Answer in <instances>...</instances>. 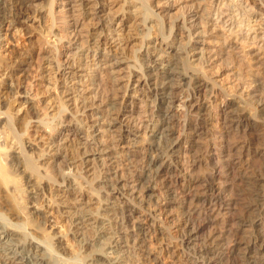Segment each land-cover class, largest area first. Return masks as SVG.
Masks as SVG:
<instances>
[{"label": "rangeland", "instance_id": "1", "mask_svg": "<svg viewBox=\"0 0 264 264\" xmlns=\"http://www.w3.org/2000/svg\"><path fill=\"white\" fill-rule=\"evenodd\" d=\"M6 1L11 2V0ZM46 1L31 0L27 10L25 9L26 15L19 22L14 23L9 17L0 26V57L7 59L9 66L5 68L3 64H0V95L9 101L8 105L6 100L9 108L12 109L10 111L14 113L13 116L15 114H22L23 117L27 115L26 128L29 130H26L24 135L27 136L29 133L32 136L31 141L34 140L36 151L31 154L27 153L15 144V139H12L8 132H4L2 127H0V144L1 146L5 145L6 150L11 153L33 156L34 159L42 154L43 158L49 160L51 167H64V169L60 168L63 170L64 174L62 175L65 178L75 180L77 177L78 181L74 183V187L69 189H66L64 183L63 186L56 185L59 189L54 186L53 192L42 193L38 201H32L26 192L30 187L26 184L25 178L14 175V178L19 181L20 190L18 191L17 185L13 184L6 188V193L10 196L8 195L6 200L0 199V201L3 200L0 202V204L2 203L0 205L1 217L5 218L6 216L5 214L3 216V213H5L4 209H6L8 200L12 204L18 202L25 207L22 208L23 210L21 209V219L34 218V214L31 212L38 209L37 211L44 215V219L47 216L51 220L53 226L42 224L44 229H41L49 236L61 234L68 218H83L76 220L71 225L72 229L68 232V238L73 236L72 230L87 231L86 236L84 238L79 236L81 233L79 232L76 242H74L75 240L68 242L66 240V256L64 254L60 256L53 241L45 242L53 245L51 248L46 244L49 249H52L50 252L53 256H60L59 259L67 256H79L80 258L88 256L80 262L89 264V260L93 256L103 254L113 264H197L190 254L191 247H194L195 243L200 242L199 240L212 230L220 234L226 232V229H231L236 216L242 214L253 218L255 210L246 209L240 201L233 199L234 208L231 211L219 210L220 213H217L216 220L212 224L207 223L199 232V239L194 240L192 244H186L182 241L181 229L184 227L181 220V217L184 216L182 211L185 215L191 213L188 214L189 218L195 217V211L193 209L191 212V209L187 208L188 204L181 196L170 197L163 184L167 183L174 189L180 185H191L187 176L173 177L171 172L174 166L170 163L173 159L181 162L179 166L184 169L185 175L192 168L195 173L209 174L219 158V153L224 151L222 146L227 147L234 141L245 140L248 137L247 132L244 131L247 128L244 129V126H235L226 137L222 135L221 128L224 124L221 119L223 112L220 110L230 97H235L240 105L245 106L249 112L246 111L247 114L253 115L258 124L255 133H260L263 140L264 106H261L260 99L264 101V20H261V18L264 19V16L250 19L247 14H244L240 19V15L251 8L250 0H149L148 6L156 5L155 13L163 18L164 32L168 31L166 36L169 35L170 25H172L170 20H174V30L169 37L163 38L162 35H156V30L160 25L153 21L155 16H151L152 18L150 17L145 22L135 17L131 19L130 15H133L131 9L134 7L125 6L127 8L124 13L119 11L109 20V25L114 30L112 33L117 32L114 34V38L109 34L107 44L103 47L106 49L96 52L91 48L86 49L85 46H81L80 41L77 38L72 39L73 34L69 33L73 22L70 20L71 13L69 11L70 9H74L73 12L75 9L77 10L78 0H69L70 3L67 0H56L53 11L54 21L52 22H49L45 8L42 7V3L44 5ZM99 1L107 7L108 14L109 11L112 12L108 4L110 0ZM195 5L205 8L210 13L205 27L207 32L200 37L197 35L198 32L204 30V24L201 22L194 25L195 22L190 17L191 10ZM245 8L246 10H244ZM38 9L40 14L38 11L36 12ZM75 13L77 14V11ZM127 17L131 19V24L138 25L139 33H134L126 28L127 32L130 30L131 36L129 41L125 42V40L120 41L116 34L120 33V29L124 30L122 24L127 20ZM247 17L250 21L245 23L248 20ZM241 20L243 22L239 25ZM150 21L152 24L154 22L153 25L156 24L157 27L151 26ZM183 22H185L184 25ZM234 23L238 24L237 27ZM49 24L53 25L52 35L61 28L65 29L64 32L68 33L66 36H69L63 37L59 41H57L58 36H54L56 47L53 43L40 44L39 42L43 34L45 35V31H48ZM183 26L186 28L183 29ZM180 44H185L188 52L187 59L192 67L199 68L201 57H203L204 70L206 69L211 81H214L217 92H220L213 98L207 88V94L209 97L211 96L212 101L208 102L209 98L205 96L204 104L206 100V106H210L212 112L207 123L209 127L207 132H195L188 127L187 104L191 96L188 95L189 90L184 85V81H174L172 93L167 99L166 104L171 116L169 123H161L159 118L154 115V96L152 95V86L149 85L146 77L149 68L147 67L148 61L143 55L144 51L151 48V51L154 48L157 49L155 58L159 59L160 54L166 55L174 48H181ZM59 45L62 48L59 63L61 66L57 73L59 79L56 80L53 76L50 77L48 72L45 71V76L42 75V72L46 70L48 62L52 59L50 56L48 58L47 50L54 47L59 52ZM122 47L126 49L124 50ZM118 59H121L123 63L118 65L116 63ZM24 63L28 68V80L20 72V67ZM108 73L116 79L117 83L113 87L111 84L108 86L104 84L108 79ZM3 80L4 83L12 85L13 91H23L22 86L31 85L32 93L39 92L38 98L42 100L40 106H50V114L47 116L44 110L39 108L37 99L35 103L29 104L23 101L24 95H18L17 98L11 97L6 91V87H2L5 86ZM53 81H57V89H53L50 94L46 95L44 89L47 84L52 86ZM256 88L259 89L257 92L260 95L253 97ZM112 96L115 97L116 107H119L121 112L119 121L113 120L114 122L111 121L106 106V101ZM59 99L64 100L68 105L63 109H65V116H68L70 120L66 119L61 122L56 126V131L51 134L49 131L46 133L43 130L45 124L40 121V118H45V121L52 123L62 120L60 116L52 118V114L58 113ZM37 113L40 118L35 116ZM111 116L113 118V115ZM162 127L163 129L168 127L167 129L170 130L165 137L161 135ZM152 139L156 140L157 146L147 149V145ZM262 140L259 139L260 142H263ZM208 143L212 144L211 154L204 156L202 161L195 165L194 160L200 153V149ZM238 144L242 143L238 142ZM174 146H179L180 151L172 153L170 157L163 154L165 150ZM230 148V152L237 151L236 147L230 146ZM60 154L66 156L61 163L57 162V157ZM224 154H226L225 151ZM73 156L75 157L73 158ZM160 156H163L162 160L165 161L162 164L161 161H158ZM222 157L228 158L229 155ZM112 159L119 161L116 170L119 172L120 178L114 173ZM132 165H136L139 173L148 179L151 187L145 191V195L139 192V184L131 175ZM244 165H250L264 177V158L260 153L253 149L241 152L240 158H237L236 161L234 159L232 174L241 170ZM40 170V177H48L49 173H46L44 168ZM231 178L230 176L225 179L217 175L218 185L221 184L220 192L225 194L234 192ZM32 179L33 182L39 181L38 177ZM90 180H93L96 191L91 188ZM259 181L264 187V178ZM55 182L56 180L52 183L56 184L57 182ZM1 186L5 187L0 185L2 191ZM113 188L116 189L112 190ZM21 189L25 190L21 191ZM111 190L115 194L113 199H110ZM53 199L60 203L59 207L65 211L63 214L53 210L48 212L49 209L46 208ZM124 201L127 202V206H124ZM57 203H54L53 206H58ZM182 203L184 204L182 205ZM189 210L190 212H188ZM67 224L70 229L69 222ZM20 227H23L22 230L26 232H32L26 225ZM88 230L93 233L91 234Z\"/></svg>", "mask_w": 264, "mask_h": 264}, {"label": "bare ground", "instance_id": "2", "mask_svg": "<svg viewBox=\"0 0 264 264\" xmlns=\"http://www.w3.org/2000/svg\"><path fill=\"white\" fill-rule=\"evenodd\" d=\"M30 1L31 0H11L10 2L11 4H10L6 0H0V26H2L3 23L6 22V20H8L9 17L12 18L11 19L12 22L14 23L19 22L24 17V15H26L25 9L29 5ZM67 1L69 2V0ZM148 1L149 0H110L108 4L110 5V10H112L113 13L109 11L108 14L106 11L107 7L104 5V3H102L99 0H78L77 10L75 9V11L73 12L72 10L74 9H70L69 11L71 13L70 14L71 19L70 18L69 19L73 20L71 25L72 29L69 33L71 35L73 34L72 39L77 38V40L80 41V45L85 46L84 48L86 49L91 48L96 52H100V50L106 49L103 47L105 44H107L106 42L107 36L111 34L113 37L114 34L117 33V32H115L114 34L112 33L114 30L111 29L109 25V20L112 19L114 14L119 11H122L124 13V10L127 8L125 6H128L129 8L134 7L133 9H131L133 10L132 12L133 15H130L131 13L129 14L131 19L135 17L138 20H142L143 22H145L151 16L153 17L155 16L154 17L155 19H153V21L157 22L156 24L160 25L159 29L156 30V35L159 36L162 35L163 38L169 37L174 30L173 29L174 20H170V23L172 25H170L169 35L166 36L168 31L167 33L164 32L165 29L163 28L162 25V19H163L162 16H160L158 13H155L154 7L156 5L152 4L151 6H148L149 3ZM195 1H199V0H195ZM55 2L56 0H47L44 5L42 3V7L45 8L44 10L46 12V16L49 22L54 21L53 11L55 8ZM250 2H251V8L249 9V11L246 10L245 8L244 10H246L247 12L241 14L240 19L242 18V15L244 16V14H247L250 17V19L258 18L261 16L263 17L264 0H250ZM37 11L38 14L41 13L39 9L36 10V12ZM76 11L77 14L75 13ZM209 14L210 13H208V11L205 8L199 7L198 5H195L194 9L191 10L190 17L191 19H193V22H195L194 25H198L201 22L204 24V30L198 32L197 35L198 37L203 36L205 32H207L205 27H206V23L210 18ZM128 19L129 17H127V20H125L122 24L124 30L120 29V33L116 34L119 36L120 41L123 40H125V42H127V40L129 41V38L131 36V34H129L130 30L134 31V33H139L138 25H136V23L131 24L132 22L131 19L129 20ZM261 20L264 19L261 18ZM248 21L250 20L248 19L245 23H247ZM242 22L243 20L239 22V25ZM153 24L151 26H156V24L155 25ZM184 24L185 22H183V25ZM237 25L238 24H235V27H237ZM52 26H53L52 24L51 25L49 24L47 26L48 31L47 32L45 31V35L43 34L44 37L42 36V38L39 39L40 44L53 43L54 47H56L57 45L55 43V40L53 39L54 36H58L59 39L57 41L61 40L63 37H69L66 36L67 32L66 33L64 32L65 29L63 30L61 28L57 30V32H55L54 35H52ZM126 28L130 30L127 32ZM185 28L186 27L183 26V29ZM125 45L127 46L126 43ZM54 47L49 48L46 52L47 54H49L48 58L50 56L52 57V59L48 62V66L46 70L42 72V75L45 76V71H46L48 72V75L50 77L53 76L54 79L57 80L59 79L57 73H59V68L61 66L59 63L61 61L60 55L62 54V48L59 45L58 46L59 52H58V50H56V48ZM180 47L181 48L179 49L174 48L172 51H168L167 52L168 54L166 55H164V53L160 54L159 59L155 58V55L157 56L156 54L157 49H155L154 47H153L154 50L152 51H151L152 48L144 51L143 55L146 58V61H148L147 67L149 68L148 70L149 73L146 74V77L148 78L149 85L152 86V95L154 96V101H153L154 109H155L154 115L159 118V121L161 123H167V124L169 123V121L171 120V116L169 114V109L166 104V102L168 101L167 99L172 93L174 81L175 80L184 81V85H186L187 89L189 90L188 95L191 96V99L189 98L190 101H188L187 104V108H188L187 115L189 118L188 127L190 130H194L195 132L196 131L207 132L208 131L207 128H209L207 126V123L211 118L212 112L210 110V106H206V103L207 101L211 103L212 101L210 97L213 96L214 98L218 96L220 92L219 91L217 92L214 81H211V78L209 77V74L206 72V69L204 70L205 66H203L204 65L203 57H201L202 59L199 63L200 64L199 68L192 67L191 66L192 64L190 65L187 59L188 52L185 47V44L184 45L180 44ZM123 49L125 50L126 48ZM14 53L15 52L13 51V54ZM175 55L177 56L176 58L174 57ZM6 60L7 59L0 57V64H3L5 68L9 67ZM116 63H118L119 65L123 63V61L121 59H118ZM27 70L28 68L24 63L23 66L20 67V72H22V75L25 77L26 80H28ZM107 78L108 79H106V83H104L105 86H108V84H111L112 87L115 86V84L117 83L115 77L111 76V74L109 75L108 73ZM53 82H52L53 83L52 86H48L49 84H47V86L45 87L44 92L46 93V95L50 94L53 89L54 90L57 89L58 86L57 81H53ZM4 85L5 86L2 87H6L7 89L6 91L8 92V94H10L11 97L14 96L13 98H17L18 95L19 96L24 95L23 101L29 104L35 103L37 99V105L39 104L38 105L39 108L41 107L40 103L42 100L38 98L39 92L32 93L30 84H29L30 86H27L28 84L27 85L25 84L26 86H22V88H24L23 91H13L12 85L8 83H4ZM207 88L208 90H210V93H212L210 97L207 94L208 93ZM258 90H259L258 88L254 89V93L256 94L254 95L253 93V97H258L260 95L259 92H257ZM29 93L31 94L29 95ZM205 96L206 97L208 96L209 99L207 101L205 100L206 103L204 104ZM6 100H7L6 98H3V96L0 95V127L4 129V130L2 129L4 132H8L9 135H11L12 139H15L16 145L24 149L29 154H31V152L34 153L36 151L35 150L36 148H35L34 140L31 141L32 136L29 133L27 136L24 135L26 133V130H29L26 128V125L28 123L27 122L28 117L26 118L27 115L23 117L22 114L21 115L15 114L13 116L14 113L13 111H10L12 109H10L11 107L9 108L8 106L9 101L7 100L8 101V105H7ZM59 102L60 103L57 110L58 113L55 114L51 113V114L53 115L52 116L53 119L60 116L62 117V120L55 123L53 122L54 123L53 124L50 121H45L46 120L45 118L42 117L40 118L39 113L35 115L36 117L38 116V118H40V121L45 124L44 125L45 128L43 130L46 131V133L47 131H49V133L51 134L52 132L56 131L55 130L56 126L59 125L61 122H64L66 119L70 120L68 116H65L64 113L65 109H63L64 107L66 108V106L68 105L65 104L66 102H64V100L59 99ZM116 103L117 102L115 101V97L113 96L109 97L108 100L106 101V106L108 110L107 112L111 117L110 118L111 121L113 120L119 121L118 119L121 112L119 110V107H116ZM260 103L261 106H264L263 100L260 99ZM49 108H50L49 105L48 106L45 105L40 109L44 110L45 114L48 116L50 114ZM220 111L223 112V116L221 119H222V124L224 125L222 126L221 131L223 132L222 135L224 137H226V135H228V133L231 132L233 130V127L235 126L238 127L244 126V129L247 128L244 131L247 132L248 137H246L245 140L234 141L233 143H230L227 147L222 146L221 148L224 149L226 154H224L223 150L221 153H219L218 156L219 158H217V162L214 164V166L212 167V171L209 174H200L199 172H198L199 174L195 173V171H193L192 168V170L190 171L188 170V174L185 175L183 173L184 169L179 166L181 162L179 163L177 159H173L172 162L170 161V163L174 166L173 171L171 172L173 177L179 178L180 176H187L189 177L191 185L188 186L180 185L179 187H177V189H174L170 187L167 183L165 184L162 183V184L165 188H167V193L168 195H170V197L178 198V196L179 197L181 196L186 201V204H188L187 208L191 209V212L193 209L195 211L194 214L196 215H194L195 216L194 218L193 217L189 218L190 215L188 216V214L191 213L185 215V213H183L182 211V215H184L181 217L182 225H184V227L182 226L183 228L181 229L182 237H183L182 241L185 242L186 244H190V243L192 244L194 240L199 239L198 238L200 235L199 232L207 223L212 224L216 220L217 213L219 212V210L231 211V209L234 208L232 201L233 199L240 201V203L243 204L244 208L246 209L252 208L253 210H255V215L253 218H248L246 216H243L242 214L238 217L236 216L235 223L234 224L232 223L233 226L231 229H226V232L220 234L212 230L207 235L202 237L201 240H199L200 242L195 243L194 247L193 246L191 247L192 250L190 254H192L197 264H264V187L262 183H260L259 181L260 179L263 180L264 177L261 176L260 173H257L253 168H251L250 165H246V166L244 165V167L241 170L236 171L235 173L232 174V169L234 167L233 166L234 159L236 161L237 158H240L241 152L245 150L253 149L257 153H260L264 158V138L262 140V136L260 135V133L258 132L255 133L257 130L256 127H258L256 119L253 118V115L251 116L247 114L248 111L245 109V106L240 105L235 97L228 98ZM111 115H113V118ZM219 123L221 122L219 121ZM167 128L166 129H163V127L161 128L163 129L161 134L163 137L167 136L168 135L167 133L170 131ZM260 138L263 142L259 141ZM238 142L239 143L241 142L242 144H238ZM151 146L152 147L157 146L155 139L150 140L149 144L147 145V149L152 148ZM230 146L236 147L237 151L230 152L231 150ZM178 147L179 146L170 147L169 149L165 150L163 154H165V156L170 157L172 153L180 151ZM211 150H212V144L211 143L205 144L204 148L202 147L200 149L199 151L200 153L197 155V158H195L194 160L195 165H198L202 161V158L204 156L210 155ZM238 150L240 151L238 152ZM225 155H229V157L228 158L222 157ZM43 157L44 156L40 154L37 157V159H34L33 156H26V155L22 156V154H18V153L16 154L15 152L11 153L8 150H6L5 145L1 146L0 144V185H3L5 187L3 188L1 186L5 190L3 189L2 191L0 190L1 191L0 199L2 198L4 200L5 198H7L9 194L6 193L7 191L6 188L9 187L11 184L17 185L18 191L20 190V188L18 187L19 181H17L14 178V175L22 176L25 178L26 184L29 185V187L31 188V189L28 188L26 192H28V197L32 201H38L42 193L45 192L47 193L48 191L51 192L54 189V186L59 189V187L57 186L58 185L63 186L64 183L66 189H69L70 187H74V183L78 181L77 177L75 180L71 178H65L62 175L64 174L63 170L60 168L62 167L64 169L63 166L60 167L53 166L54 167L53 168L51 167V163H49V160ZM65 157H66L65 154L58 155L57 162L58 161H60V163L63 162ZM74 157L75 156H73V158ZM162 158L163 156H160L158 159L159 162L161 161V164L165 162L162 160ZM112 162H113V168H115L114 173L118 175L117 177L120 178V174H118L119 172H117L116 170L118 168L117 162L119 161L118 159H115L114 161L112 159ZM131 167H132L131 175L136 179V181L139 184L138 185L139 192H141L142 195H145V191L151 187L149 185L148 179L146 176H143L142 174L139 173L138 167L136 165H132ZM43 168L45 169L46 173L47 172L49 173L48 177L46 176L47 174H43L46 176L45 178L47 179H45L44 177H40V173H41L40 169ZM217 175L222 176L225 179L231 176L232 177L231 179L233 180L232 185L234 192L227 194L220 192L219 186L221 184L218 185L219 181H217ZM33 177H38L39 181L33 182L32 179ZM52 180L53 181L56 180L57 183L56 182H55L56 184L52 183L53 182ZM89 183L92 184L91 188L94 191H96L97 189L95 188L96 186L93 185V180H90ZM115 189L116 188H113L112 190ZM24 190L21 189V191ZM113 192L114 191L110 192V199L115 198V194ZM56 199H53L52 203H50V205H48V208L46 209H49L48 212L50 210H53L55 212H60L61 214H63L65 211L59 207L60 203L59 202L57 203ZM6 203H7L6 209H4L5 213L1 212L3 213V216L4 214L6 215L5 218L1 217L2 214L0 215V264H79V263L81 264L80 261L82 259H85V257L86 258L88 257V256H83L80 258L79 256H75V257L67 256L64 257L63 259L62 257L59 259L60 256H62L63 254L65 255L67 251L66 244L69 240L70 241L75 240L74 242H76L77 235L79 234V232H81L79 236L81 237L83 236V238L86 236L85 235L87 232L86 230H85L86 232L84 231L82 232V230L81 231L72 230L74 234L72 237L70 236L71 238H68L69 237L68 232L69 230L72 229L71 225H73V223H75L76 220L77 221L78 219L82 220L83 218L80 217L68 218L67 221L69 222L70 229L68 228V224H67L68 222L66 221V224L64 225L61 234H59L58 236L57 234L49 236V234H45L44 232L41 231V229H44L42 224L43 225L49 224V226H53L51 224V220L49 217L45 216L44 219V215H41V212L37 211L38 209L35 210L33 208L35 212H31V214H34V218L31 217L32 219H28V218L21 219V215H22L21 213L23 210L22 208L25 207L18 202L12 204L9 200L8 202L6 201ZM54 203H57L58 206L54 207L55 206V205L53 206ZM123 203L124 206L125 205L127 206L126 201H124ZM183 204L184 203H182V205ZM188 212H190V210ZM185 216L188 217L185 218ZM41 218H43V221H41ZM21 225L28 226V229H30L32 232H26L22 230L23 227L21 228L20 227ZM140 230H142V228H140ZM89 232L91 234L93 233L91 231ZM38 234H41L42 236ZM47 241L54 242L53 245L56 246V249L60 254L59 257L52 255L51 248L53 247V245H49L50 243L48 244L45 243ZM125 242L127 243V241ZM46 244L48 246H51V248L49 249V247H47ZM89 261H88L89 264H113L103 254L95 255Z\"/></svg>", "mask_w": 264, "mask_h": 264}]
</instances>
